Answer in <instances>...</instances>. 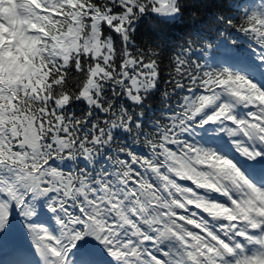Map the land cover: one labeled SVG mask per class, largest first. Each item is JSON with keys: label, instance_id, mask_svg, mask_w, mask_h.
Instances as JSON below:
<instances>
[{"label": "snow or ice", "instance_id": "obj_1", "mask_svg": "<svg viewBox=\"0 0 264 264\" xmlns=\"http://www.w3.org/2000/svg\"><path fill=\"white\" fill-rule=\"evenodd\" d=\"M0 24L44 49L0 84V264H264V0H0Z\"/></svg>", "mask_w": 264, "mask_h": 264}, {"label": "clouds", "instance_id": "obj_2", "mask_svg": "<svg viewBox=\"0 0 264 264\" xmlns=\"http://www.w3.org/2000/svg\"><path fill=\"white\" fill-rule=\"evenodd\" d=\"M42 43L43 42L41 41V44ZM40 50L43 51L44 49H41L40 48ZM16 83H17V80H16L15 77H10L8 75H5L3 77H0V84H3V86L5 88L15 87ZM202 180H204L205 182H207V177H202Z\"/></svg>", "mask_w": 264, "mask_h": 264}, {"label": "rangeland", "instance_id": "obj_3", "mask_svg": "<svg viewBox=\"0 0 264 264\" xmlns=\"http://www.w3.org/2000/svg\"><path fill=\"white\" fill-rule=\"evenodd\" d=\"M20 30V29H19Z\"/></svg>", "mask_w": 264, "mask_h": 264}]
</instances>
